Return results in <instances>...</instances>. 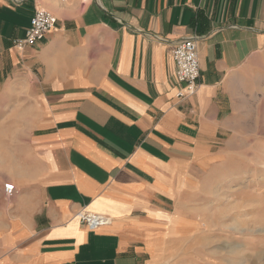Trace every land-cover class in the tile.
<instances>
[{"label": "crops", "instance_id": "1", "mask_svg": "<svg viewBox=\"0 0 264 264\" xmlns=\"http://www.w3.org/2000/svg\"><path fill=\"white\" fill-rule=\"evenodd\" d=\"M36 8L57 23L19 50ZM186 38L200 77L179 96ZM263 88L264 0H0V112L20 114L0 178L23 184L8 197L0 180V264H156L202 239L223 146Z\"/></svg>", "mask_w": 264, "mask_h": 264}, {"label": "rangeland", "instance_id": "2", "mask_svg": "<svg viewBox=\"0 0 264 264\" xmlns=\"http://www.w3.org/2000/svg\"><path fill=\"white\" fill-rule=\"evenodd\" d=\"M260 93L256 106H242L232 142L223 146L225 175L211 185L209 221L197 231L203 238L179 242L156 264H264V88ZM19 118L0 112V173L11 169L7 139L17 130L9 121ZM13 172L20 174V167ZM0 180L17 190L23 185L18 178Z\"/></svg>", "mask_w": 264, "mask_h": 264}, {"label": "built area", "instance_id": "3", "mask_svg": "<svg viewBox=\"0 0 264 264\" xmlns=\"http://www.w3.org/2000/svg\"><path fill=\"white\" fill-rule=\"evenodd\" d=\"M56 23L57 17L54 14L46 9L36 8L25 36L14 39L13 45L19 50L28 45H35L45 38ZM172 57L176 64V79L184 84L179 96L193 95L197 91L200 77V61L195 39L186 38L178 42L172 50ZM4 191L6 196L12 197L17 192V186L13 182H6ZM78 215L90 228H97L110 222L108 216L100 213L81 210Z\"/></svg>", "mask_w": 264, "mask_h": 264}, {"label": "bare ground", "instance_id": "4", "mask_svg": "<svg viewBox=\"0 0 264 264\" xmlns=\"http://www.w3.org/2000/svg\"><path fill=\"white\" fill-rule=\"evenodd\" d=\"M164 264H166V263H164Z\"/></svg>", "mask_w": 264, "mask_h": 264}]
</instances>
